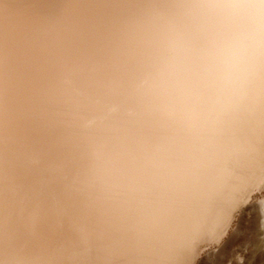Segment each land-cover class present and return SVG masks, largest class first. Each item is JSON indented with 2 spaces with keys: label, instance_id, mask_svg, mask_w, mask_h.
<instances>
[{
  "label": "bare ground",
  "instance_id": "6f19581e",
  "mask_svg": "<svg viewBox=\"0 0 264 264\" xmlns=\"http://www.w3.org/2000/svg\"><path fill=\"white\" fill-rule=\"evenodd\" d=\"M263 188L264 0H0V264H203Z\"/></svg>",
  "mask_w": 264,
  "mask_h": 264
},
{
  "label": "rangeland",
  "instance_id": "374dc122",
  "mask_svg": "<svg viewBox=\"0 0 264 264\" xmlns=\"http://www.w3.org/2000/svg\"><path fill=\"white\" fill-rule=\"evenodd\" d=\"M263 198L264 188L254 193L249 203L243 207L242 211L236 214L225 236L226 238H224L226 242L224 241L221 245L213 244L204 249L199 257V261L202 260L203 264H234L238 258L243 264H254V259H257L254 256L260 255V251L253 253L254 250H252L261 237L257 234L259 221L255 219L256 214L253 210L247 211L245 209ZM210 251L215 252L214 256H207Z\"/></svg>",
  "mask_w": 264,
  "mask_h": 264
}]
</instances>
